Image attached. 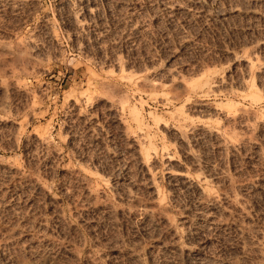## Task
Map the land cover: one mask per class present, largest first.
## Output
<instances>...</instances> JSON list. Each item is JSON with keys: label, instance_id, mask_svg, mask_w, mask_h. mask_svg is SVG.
Wrapping results in <instances>:
<instances>
[{"label": "rangeland", "instance_id": "rangeland-1", "mask_svg": "<svg viewBox=\"0 0 264 264\" xmlns=\"http://www.w3.org/2000/svg\"><path fill=\"white\" fill-rule=\"evenodd\" d=\"M0 264H264V0H0Z\"/></svg>", "mask_w": 264, "mask_h": 264}]
</instances>
